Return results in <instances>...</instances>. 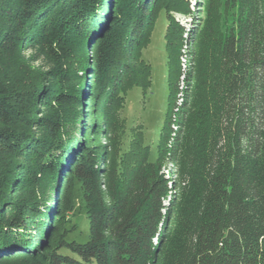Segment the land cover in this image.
Returning <instances> with one entry per match:
<instances>
[{
	"label": "trees",
	"instance_id": "1",
	"mask_svg": "<svg viewBox=\"0 0 264 264\" xmlns=\"http://www.w3.org/2000/svg\"><path fill=\"white\" fill-rule=\"evenodd\" d=\"M203 2L186 33L189 0H0V264H264V0ZM161 9L166 111L123 151Z\"/></svg>",
	"mask_w": 264,
	"mask_h": 264
},
{
	"label": "rangeland",
	"instance_id": "2",
	"mask_svg": "<svg viewBox=\"0 0 264 264\" xmlns=\"http://www.w3.org/2000/svg\"><path fill=\"white\" fill-rule=\"evenodd\" d=\"M203 0H189V10L187 14L173 13V17L179 24L183 25L187 33L192 27H197L199 23L207 22L209 17L206 16L205 10L202 9ZM166 28V16L164 10L158 12L153 30L151 31L150 41L145 48L142 49V58L151 66V84L145 94L140 87H133L127 91L124 106L119 111V118L124 125V131L121 139V149L128 150L129 141L132 132L135 129H141L144 136L145 144L149 145L154 154L155 145L158 138V132L162 125L164 114L166 111L167 96V67H166V51L164 32ZM185 38V34H184ZM182 47L183 56L181 57L182 69L186 66L185 51L188 45ZM32 58L31 65L40 66L44 69L49 65L38 51L32 50L26 54ZM183 75L180 80H182ZM182 84V82H181ZM104 142L103 140H101ZM169 164L164 169L167 175ZM169 187V184H168ZM74 207L66 211L59 217H64L67 228H72L68 233V239H75L83 242L87 239L89 233V223L86 218L81 199L79 185L76 182L72 192ZM168 196L165 199L167 203ZM58 219V220H59Z\"/></svg>",
	"mask_w": 264,
	"mask_h": 264
}]
</instances>
